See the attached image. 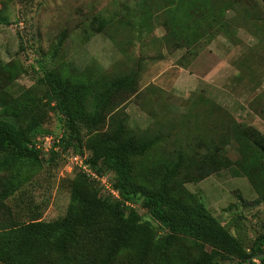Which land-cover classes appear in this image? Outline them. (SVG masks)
Instances as JSON below:
<instances>
[{"label":"rangeland","instance_id":"rangeland-1","mask_svg":"<svg viewBox=\"0 0 264 264\" xmlns=\"http://www.w3.org/2000/svg\"><path fill=\"white\" fill-rule=\"evenodd\" d=\"M247 1H236L226 12L235 17L226 34L213 29L210 41L186 46L171 36L170 27L192 26L187 20L171 22L165 0H0V117L8 110L21 125L34 118L40 132L58 140L63 129L47 105L45 73L91 82L133 73L135 92L119 98L117 111L130 129L159 139L135 161V182L146 189L166 168L178 166L175 188L185 189L248 248L264 231V201L243 172L248 153L224 130L233 125L241 136L264 133V11ZM148 14L150 19L142 18ZM42 137L46 134L38 133L36 139ZM75 174L66 172L62 159L24 172L19 189L4 201L10 215L22 222L62 218ZM7 177L0 173V191ZM259 179L264 181V173ZM134 204L142 219L150 220L141 204ZM157 230L158 236L165 234ZM78 245L84 256L72 253L69 264L99 252L89 241ZM189 245L179 240L166 258L150 264L181 263V250ZM123 263L120 258L111 264Z\"/></svg>","mask_w":264,"mask_h":264},{"label":"trees","instance_id":"trees-1","mask_svg":"<svg viewBox=\"0 0 264 264\" xmlns=\"http://www.w3.org/2000/svg\"><path fill=\"white\" fill-rule=\"evenodd\" d=\"M236 1L165 0L163 8L172 13L171 22L187 20L192 26L187 31L171 26V36L181 38L186 46H193L199 41H210L216 34L213 29L217 34H226L235 18L226 17V12L232 10ZM252 1L264 11V0ZM143 16L151 18L150 14ZM138 27L141 26L135 29ZM42 82L46 86L47 105H52L51 110L58 113L63 129L61 138L49 149L48 159L42 158L43 153L35 148V143L38 133H51L40 132L34 118L21 125L17 116L8 110L0 117V173L8 174L0 191V264H69L74 260L72 253L83 258V249L78 243L84 240L96 245L99 252L79 264H111L120 258L123 264L155 263L166 258L179 240L190 245L185 253L181 250L185 260L178 264L227 261L247 264L251 257L264 254V231L245 248L185 189L175 188L172 178L178 174V166L166 168L155 184L146 189L137 185L134 163L159 139L130 129L125 115L117 111L119 98L135 92L133 73L91 82L81 76L48 71ZM224 128L239 141L240 149L248 153V164L242 169L264 201V181L259 179L264 173V133L256 131L241 136L237 126ZM83 146L88 154L82 151ZM53 147L59 150L54 151ZM211 149L216 152L218 147ZM70 154L84 155L98 176L109 174L120 199L105 196L97 181L77 172L70 178L69 202L62 218L49 222L35 216L24 222L14 219L4 201L19 189L25 180L24 172L43 162L58 159L66 162ZM260 184L262 187L258 190ZM137 202L150 220L138 214L134 204ZM157 229L165 234L158 236ZM179 254L178 249L173 262ZM257 261L264 264V257ZM250 264L255 263L252 260Z\"/></svg>","mask_w":264,"mask_h":264},{"label":"built area","instance_id":"built-area-1","mask_svg":"<svg viewBox=\"0 0 264 264\" xmlns=\"http://www.w3.org/2000/svg\"><path fill=\"white\" fill-rule=\"evenodd\" d=\"M44 143V146L40 142ZM58 141L53 139L50 135H46V137H42L41 139H36L35 148L40 150L42 153L49 151L52 148V145L57 143ZM46 147V149H44ZM44 149V150H43ZM54 149V147H53ZM57 151V148L56 150ZM78 172L84 174L86 177L93 181H97L103 191V194L111 199L119 200V193L112 187L109 174H102L98 176L92 168L86 163L84 155L70 154L66 157V172L70 174L71 172ZM126 205H129L126 203ZM133 207L132 205H129Z\"/></svg>","mask_w":264,"mask_h":264},{"label":"water","instance_id":"water-1","mask_svg":"<svg viewBox=\"0 0 264 264\" xmlns=\"http://www.w3.org/2000/svg\"><path fill=\"white\" fill-rule=\"evenodd\" d=\"M264 257V254H261V255H255L253 257H251L250 259L247 260V264H250V262L252 260H257V259H260V258H263Z\"/></svg>","mask_w":264,"mask_h":264}]
</instances>
